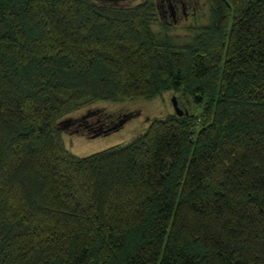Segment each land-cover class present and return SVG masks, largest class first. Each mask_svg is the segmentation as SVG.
Segmentation results:
<instances>
[{
    "label": "trees",
    "instance_id": "obj_1",
    "mask_svg": "<svg viewBox=\"0 0 264 264\" xmlns=\"http://www.w3.org/2000/svg\"><path fill=\"white\" fill-rule=\"evenodd\" d=\"M206 1L182 39L156 0H0V264H264V0ZM168 90L198 108L66 146L71 112Z\"/></svg>",
    "mask_w": 264,
    "mask_h": 264
},
{
    "label": "rangeland",
    "instance_id": "obj_2",
    "mask_svg": "<svg viewBox=\"0 0 264 264\" xmlns=\"http://www.w3.org/2000/svg\"><path fill=\"white\" fill-rule=\"evenodd\" d=\"M131 1L135 0H116L118 4ZM159 2L162 3L161 6ZM156 3L160 15L172 23L169 33L182 39L194 32L193 26L208 22L210 17V5L206 0H193L186 6L187 12L180 5L176 15L172 14L168 0H156ZM173 95L179 98V105L185 112L198 108L189 95L176 90L165 91L151 99L138 97L119 101H95L68 115L74 120L63 132L65 144L78 155H88L117 143L127 142L144 131L155 116L177 112ZM109 113L112 115L107 118ZM124 115L127 118L120 123L125 118ZM82 118L86 122H81Z\"/></svg>",
    "mask_w": 264,
    "mask_h": 264
},
{
    "label": "water",
    "instance_id": "obj_3",
    "mask_svg": "<svg viewBox=\"0 0 264 264\" xmlns=\"http://www.w3.org/2000/svg\"><path fill=\"white\" fill-rule=\"evenodd\" d=\"M173 103H174V106H175V109L176 111L179 113V114H183L184 113V110L183 108L179 105V101H178V98L176 95H173ZM133 115V114H132ZM125 116V115H124ZM127 118V116H125V118L121 119L119 122L122 123L125 119ZM67 120H70V119H67ZM66 121V120H64Z\"/></svg>",
    "mask_w": 264,
    "mask_h": 264
},
{
    "label": "flooded vegetation",
    "instance_id": "obj_4",
    "mask_svg": "<svg viewBox=\"0 0 264 264\" xmlns=\"http://www.w3.org/2000/svg\"><path fill=\"white\" fill-rule=\"evenodd\" d=\"M170 7H171V11H172L173 15H176L178 13L179 9H180V5H179V3L177 1L175 3H171ZM183 11L187 12L185 5L183 7ZM162 12H164V11H162Z\"/></svg>",
    "mask_w": 264,
    "mask_h": 264
}]
</instances>
